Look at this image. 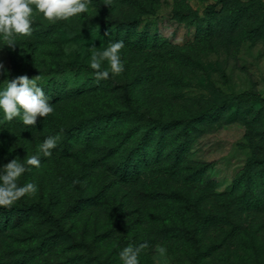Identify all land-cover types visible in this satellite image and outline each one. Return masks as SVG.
Returning <instances> with one entry per match:
<instances>
[{
  "label": "rangeland",
  "instance_id": "1",
  "mask_svg": "<svg viewBox=\"0 0 264 264\" xmlns=\"http://www.w3.org/2000/svg\"><path fill=\"white\" fill-rule=\"evenodd\" d=\"M81 16L37 15L0 44V80L40 74L54 106L36 129L0 119V165L60 136L12 204L50 219L0 212V264H122L141 244L140 264H264V0H92ZM118 40L124 71L97 80L90 47Z\"/></svg>",
  "mask_w": 264,
  "mask_h": 264
},
{
  "label": "clouds",
  "instance_id": "2",
  "mask_svg": "<svg viewBox=\"0 0 264 264\" xmlns=\"http://www.w3.org/2000/svg\"><path fill=\"white\" fill-rule=\"evenodd\" d=\"M92 0H0V44L15 47L17 36H30L33 32V22L37 15L49 22L69 20L89 12ZM22 48V47H21ZM89 66L94 70L97 80L109 78L124 71L121 59L122 40L109 41L103 50H94L92 46ZM25 52H28L23 48ZM107 61V67L104 62ZM0 70L7 75V70L0 64ZM40 74L29 78L26 74L12 79L0 80V119L11 122L18 119L24 126L36 129L37 118L46 117L53 113L54 106L38 83ZM59 134L50 135L38 143L35 154L27 156L26 160L13 158L10 162L0 165V206H10L16 200L37 191L34 182L19 184L18 179L29 166L39 168L41 155L51 157L52 150L57 146ZM146 245L124 247L119 257L122 264H140L139 254ZM159 255L164 256L167 249L159 246Z\"/></svg>",
  "mask_w": 264,
  "mask_h": 264
},
{
  "label": "trees",
  "instance_id": "3",
  "mask_svg": "<svg viewBox=\"0 0 264 264\" xmlns=\"http://www.w3.org/2000/svg\"><path fill=\"white\" fill-rule=\"evenodd\" d=\"M244 93H240L238 95H234L231 97H227L224 101H223V105H234V104H238L242 101V99L244 98ZM253 97L255 99H259V100H264L261 99V97H259L258 95L253 94ZM30 209H37L38 211L43 212L48 219H50V213L48 210H44L40 204L38 203H33V204H25L22 207L17 206V205H10V206H0V212H20L23 210H30Z\"/></svg>",
  "mask_w": 264,
  "mask_h": 264
}]
</instances>
